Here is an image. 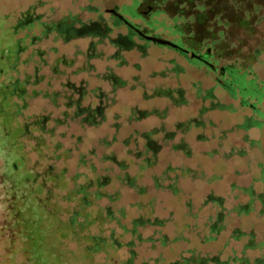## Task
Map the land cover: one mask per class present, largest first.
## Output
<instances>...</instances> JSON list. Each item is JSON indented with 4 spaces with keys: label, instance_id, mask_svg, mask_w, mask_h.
<instances>
[{
    "label": "rangeland",
    "instance_id": "1",
    "mask_svg": "<svg viewBox=\"0 0 264 264\" xmlns=\"http://www.w3.org/2000/svg\"><path fill=\"white\" fill-rule=\"evenodd\" d=\"M114 5L150 35L192 51L212 48L218 71L237 69L246 75L247 87L260 93L227 89L228 82L217 83L218 71L137 34L132 36L134 48L119 46L117 41L129 30L122 21L115 24ZM75 16L85 23L108 25L112 31L103 40L43 35L42 26L65 19L72 25ZM17 44L21 52L15 56ZM34 76L42 80L35 84ZM111 76L124 85L114 87ZM26 78L28 84L23 85ZM9 83L17 84L18 92L7 106L1 89ZM80 88L90 97L85 104L105 93L95 100L106 109L96 126L81 124L83 117L73 118L70 98L77 99ZM34 91L39 94L34 96ZM42 119L45 131L54 129L53 134L32 126ZM25 123L27 134L22 131ZM149 131L163 148L157 165L140 171L139 165L152 157L142 137ZM42 135L45 143L36 150ZM57 143L62 144L59 150ZM112 155L130 164V175L149 188L147 195L140 197L116 183L115 177L124 173L107 160ZM51 166L56 175L65 170L59 184L47 182L56 207L74 183L86 181L84 176L76 179L78 174L87 179L114 177L107 190L121 192L118 207L147 204L154 197V215L169 219L164 231L180 240L167 248L144 243L140 251L146 260L161 255L169 262L196 248L203 254L220 250L223 259L245 252L251 261H264V0H0V264L36 263V258L24 254L26 238L12 241L4 224L14 217L9 208L14 197L24 195L26 202L30 195L45 197L38 186L32 194L25 179L43 175ZM167 168L173 172L163 185L176 184L177 194L154 188L153 176ZM187 169L191 172L183 175ZM43 180L46 176L39 177V182ZM210 196L222 199L221 206ZM141 213L144 210L129 209V217ZM217 216H222L219 239L207 241ZM38 243L57 254L65 250L67 264H92L72 241L63 245L41 238ZM56 259L62 261L55 256L46 261ZM100 261L97 256L93 264Z\"/></svg>",
    "mask_w": 264,
    "mask_h": 264
},
{
    "label": "trees",
    "instance_id": "2",
    "mask_svg": "<svg viewBox=\"0 0 264 264\" xmlns=\"http://www.w3.org/2000/svg\"><path fill=\"white\" fill-rule=\"evenodd\" d=\"M65 21L55 25L47 27L42 26L43 35L56 33L65 36H76L80 39L95 38L98 40L107 39L112 28L108 25H103L100 22L85 23L79 20L78 16L73 18L74 23L71 25ZM115 24H121L118 19H115ZM79 23L80 26L75 28L74 24ZM20 28V27H19ZM129 33L121 37L117 41L119 46H125L126 48H134V42L132 41L133 33L131 29H128ZM102 42V41H100ZM20 46L17 44L13 54L16 56L20 53ZM33 77V76H32ZM35 80L37 79L34 76ZM246 75L235 74V80L232 84H228L227 89L235 90L234 84L238 83L242 93L247 95L257 96L260 92L254 88H248L245 85ZM114 87L123 86L124 82L118 77L111 76ZM42 78H38L41 81ZM28 84V78L24 81L23 85ZM17 84L9 83L1 89V96L4 105H9L8 99L16 93ZM18 92V91H17ZM92 92H96L93 90ZM34 96L38 95L37 91H34ZM77 99L70 98V108L74 109L73 118L83 117L81 124L87 126H96L98 124V118H104L105 107L100 105L101 102L95 100H101L105 93L97 94L94 96V100L91 103L85 104L87 100H90L88 91L85 89H77ZM22 96V94H21ZM10 106V105H9ZM3 108V107H2ZM18 110H16V113ZM101 119V118H100ZM46 119H42L39 122L33 123L32 126L38 129L42 134H53L54 129L46 130ZM6 126V125H5ZM4 126V127H5ZM27 126L25 123L22 127L23 134H27ZM8 134V131H6ZM155 134L154 131H149L143 134L145 139L146 152H151L152 157H147L144 163L139 165L140 171L154 168L158 163V154L162 151V145H159L157 141L152 139ZM40 137L36 144V150L44 145L45 140ZM42 138V139H41ZM17 142V141H16ZM56 150L62 148L61 143L55 145ZM70 151V150H69ZM67 151V153H69ZM146 153H143L145 155ZM23 161V159H21ZM111 161L114 167L123 171V177L117 175L115 177L116 183L125 185L128 189L133 190L140 197H144L148 194L149 188L147 186H141L137 184V176L130 175V164L125 161H119L114 155L107 159ZM54 166L48 167L43 175L32 174L25 179V183L31 184L32 194H34V187L38 186L40 190L45 193V197L40 199L38 197H29V202H26L25 197L20 199L13 198V202L10 205V210L14 217L12 220L6 221L5 228L7 233H11L12 241L18 238H26L28 242L27 250L24 251L25 255L30 258H36L35 264H67L64 261V251H60L59 254L52 248L46 249L42 247L39 240L48 239L49 242H59L65 244V241H72L81 248V255L84 260H93L97 256H101V261L96 264H263L262 259H251L244 252L241 256L232 255L227 259L222 258V251L215 253H205L198 251L196 248H189L182 251L179 256L173 260L166 262L165 258L161 255L159 257L145 259L141 256V248L144 243L149 242L153 245V248H157L159 243L160 248H167L170 243H175L180 240L179 237L173 239L170 238L164 229L169 222L167 218H160L154 215V203L155 198H151L147 204L142 201L131 203L127 206H117V202L121 200L120 191H108L107 188L113 184L114 177L101 176L95 179H87L86 175L78 174L79 177H85L86 181L81 184L74 183V186L63 195V204L56 207L52 202V188L47 186L48 180L59 184L61 178L64 176L65 170L61 175H56ZM172 168H167L161 176H153L154 188L167 189L177 194L180 189L176 184L163 185V181H170ZM191 171L189 169L183 171V175H188ZM46 181L39 182V177H45ZM38 189V191H40ZM211 201L218 206H221L222 199L215 196H210ZM105 200L106 203L100 205L97 202ZM32 203V204H30ZM138 208V210H144V213L137 216L129 217V209ZM32 217L33 220L29 219ZM12 221V223H10ZM222 216H217L216 222L212 224L208 230L207 241L217 242L222 230L221 226ZM147 230L152 232L145 236ZM158 237V238H157ZM198 238L199 235H197ZM43 244V243H42ZM249 249V247H247ZM123 252V256H119V253ZM61 258L62 261H46L47 257ZM95 264V263H94Z\"/></svg>",
    "mask_w": 264,
    "mask_h": 264
},
{
    "label": "flooded vegetation",
    "instance_id": "3",
    "mask_svg": "<svg viewBox=\"0 0 264 264\" xmlns=\"http://www.w3.org/2000/svg\"><path fill=\"white\" fill-rule=\"evenodd\" d=\"M116 16V15H115ZM119 21H122L120 19H118ZM124 23V21H122ZM125 24V23H124ZM132 24V23H131ZM133 26H135L138 30H140L144 36H140L142 37L143 39L146 38L147 35H150L151 33H148L147 30L145 29H142L140 26L138 25H134L132 24ZM128 27V29H131L133 31V33H136L138 35V32L137 29H135L134 27H131L129 25H126ZM182 47H184L183 45H180ZM185 48V47H184ZM188 49V48H186ZM190 50V49H189ZM179 52V51H178ZM196 53L197 56H199L200 58L198 59L196 56L192 57V58H189L188 60H191L192 62L196 63V64H200V65H203V66H206L207 68H209L211 71H214V72H217L218 69L214 63V54H213V51H212V48H207L204 52H199V51H194ZM181 55L187 57L184 53L182 52H179ZM219 75L217 77V83L219 85H227V82L228 84H232L235 80V74H239V71L235 68H231V67H223L222 69H220L219 71ZM239 85L238 83L234 84L235 87H238L239 88ZM246 85V83H245ZM245 102V100L242 101V103Z\"/></svg>",
    "mask_w": 264,
    "mask_h": 264
},
{
    "label": "water",
    "instance_id": "4",
    "mask_svg": "<svg viewBox=\"0 0 264 264\" xmlns=\"http://www.w3.org/2000/svg\"><path fill=\"white\" fill-rule=\"evenodd\" d=\"M118 8L116 5L113 6V9H112V14L113 15H116V17L122 21H124V23L126 25H129L131 27H134L135 29H137L135 26H133L128 20L125 19V17L118 13ZM138 32V35L139 36H144V34L137 29ZM147 41L149 42H152L153 44L155 45H158V46H163V47H169V48H172L174 50H177L179 52H182L184 53L188 58H192L194 56H196L198 59L200 58L199 56L196 55V53L192 50H189V49H186L178 44H176L175 42L173 41H169L165 38H162L161 36H157V35H147L146 38H145Z\"/></svg>",
    "mask_w": 264,
    "mask_h": 264
}]
</instances>
